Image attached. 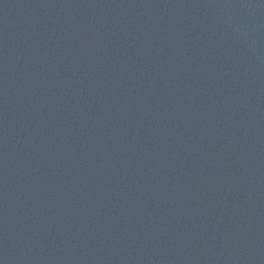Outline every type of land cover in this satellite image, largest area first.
<instances>
[{
    "label": "water",
    "instance_id": "95a60500",
    "mask_svg": "<svg viewBox=\"0 0 264 264\" xmlns=\"http://www.w3.org/2000/svg\"><path fill=\"white\" fill-rule=\"evenodd\" d=\"M0 264H264V0H0Z\"/></svg>",
    "mask_w": 264,
    "mask_h": 264
}]
</instances>
